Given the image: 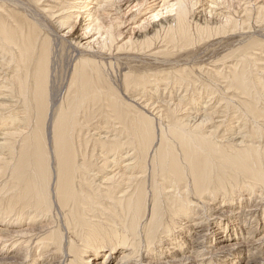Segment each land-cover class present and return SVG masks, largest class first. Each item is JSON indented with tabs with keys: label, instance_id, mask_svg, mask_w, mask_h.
Returning a JSON list of instances; mask_svg holds the SVG:
<instances>
[{
	"label": "bare ground",
	"instance_id": "6f19581e",
	"mask_svg": "<svg viewBox=\"0 0 264 264\" xmlns=\"http://www.w3.org/2000/svg\"><path fill=\"white\" fill-rule=\"evenodd\" d=\"M248 1L0 0V264H107L106 248L264 264V0ZM234 34L248 45L196 61Z\"/></svg>",
	"mask_w": 264,
	"mask_h": 264
},
{
	"label": "rangeland",
	"instance_id": "374dc122",
	"mask_svg": "<svg viewBox=\"0 0 264 264\" xmlns=\"http://www.w3.org/2000/svg\"><path fill=\"white\" fill-rule=\"evenodd\" d=\"M246 2H249L248 0H245ZM254 1L255 0H253L252 1V3L250 2V4H246L245 6L243 5V7H241V8H239L240 9V11L244 8V7H246V6H254ZM257 2V1H256ZM233 11L234 12H236L237 11V15L239 14V9L238 8H235V7H233ZM232 12V11H231ZM233 13V12H232ZM145 16V15H144ZM144 16H143V14H140V15H137V18L133 21V24H130V25H128L127 27H126V25L124 26V27H122V28H124V29H122V30H129V32H126L124 35H126L127 37L125 38V40L129 37V35L131 34V33H135L136 31H134L133 32V30H135L136 29V27H137V25L138 24H140L141 22H142V20L144 19ZM239 16H241V14H239ZM136 26V27H135ZM251 29H253L251 32L252 33H255L256 31H255V27H256V24H254V22H252V23H250V26H249ZM126 28V29H125ZM132 28H134V29H132ZM132 29V30H131ZM246 30V29H245ZM254 31V32H253ZM250 32V34H252ZM227 35H229V33L227 34ZM213 36V37H211V38H209V39H206V40H203V41H205L206 43H202L201 45H203L202 47H205V46H208L209 48H207V50L206 49H204V50H200V52L197 54H195V56L196 57H198L197 59H196V61H199L200 63L201 62H209V64L211 63L210 61L211 60H214V59H218V60H220V59H222L223 58V54H225L226 53V55L225 56H227V55H229V53L230 52H232L233 50L234 51H237V49L238 50H240V49H242L243 48V46L245 47L246 46V44L248 45V43H249V40L251 39L250 38V36L249 35H247L248 37H246V35L245 36H242V37H240V36H236L235 34L232 36V35H230V36ZM224 37V38H223ZM226 37V38H225ZM213 38V39H212ZM221 38H223V39H221ZM238 38V40L236 41L235 39H237ZM248 38V39H247ZM255 38V37H254ZM217 39V40H216ZM216 40V41H215ZM219 41V42H218ZM241 42V43H240ZM230 43V44H229ZM221 44H223L222 45V47L220 46ZM233 44V45H232ZM239 44V45H238ZM201 45H199V46H201ZM211 45V46H210ZM235 47H236V49H235ZM242 47V48H241ZM218 48V49H217ZM212 49V50H211ZM221 49H222V51H221ZM205 52V53H204ZM222 53V54H221ZM219 54H221V55H219ZM200 55V56H199ZM203 57V58H202ZM215 57V58H214ZM213 58V59H212ZM201 59V60H200ZM150 61H145L144 62V64H148ZM217 63V65L218 64H220L221 63V61H218V62H215V64ZM203 65H206V64H203ZM209 67H210V65H208ZM171 86H169V90H168V92L170 91V89L171 90H173L174 88L173 87H171ZM173 88V89H172ZM178 91H176V88L173 90V91H171V92H176L175 93V97L173 98V96H167V99H168V97H169V101L172 103V102H174V101H178V99L183 95V93H184V91L183 90H180L179 91V89H177ZM183 91V92H182ZM201 91V90H200ZM205 91H208L207 89L205 90ZM196 93V92H195ZM195 93H191V92H189V93H186V94H192V97L194 96V98L196 97V100H199V103H198V105L196 104V102H195V106L193 107L194 109L191 111L192 113H195L201 106L203 107V105H201V104H203L202 102V99L200 98V97H198V95L197 94H195ZM182 94V95H181ZM185 94V93H184ZM204 94L206 95V93L205 92H202L201 93V95H202V98L204 99V100H211V98L212 97H216L217 96V94H215V93H212L214 96H204ZM178 96V97H177ZM204 96V97H203ZM171 97V98H170ZM188 97H191L190 95L188 96ZM176 98V99H175ZM207 98V99H206ZM191 99V98H190ZM213 101V102H212ZM211 101V107H210V105H208L209 106V108L210 109H212L213 108V105L215 104L214 102V100H212ZM185 103L184 104H186V102H187V100H185L184 101ZM214 103V104H213ZM189 104V107L188 106H186L185 107V110H187L188 108H190L191 106H190V103H188ZM198 108V109H197ZM221 108V107H220ZM219 108V109H220ZM197 109V110H196ZM210 109H208V110H210ZM196 110V111H195ZM234 114V117H235V119H232V120H234V121H230V124L229 125H233V124H235V125H233L234 127V129H235V131H237V129H239L240 127H241V123H242V121L241 120H239V117L235 114V113H233ZM219 120V119H218ZM237 122V123H236ZM237 124L239 125V126H237ZM235 126H237V127H235ZM239 127V128H238ZM234 133V132H233ZM229 134H231V132L229 133ZM244 208V207H243ZM260 220H261V218H260ZM262 224V223H261ZM263 225V224H262ZM35 228L32 226V225H23V226H21V227H19L18 229H17V231L18 230H34ZM37 232V230L34 232L33 231V233L31 232V234H30V236H32L31 238H33L32 240H34L35 238L34 237H36L38 234V232ZM30 233V232H29ZM261 234H262V231H260V230H258L255 234H254V236L255 237H260L261 236ZM208 235V234H207ZM211 235L209 234V237H210ZM39 237H42V236H39ZM208 237V238H209ZM207 238V236H206V243L209 245V243H210V241L211 240H209ZM35 241V240H34ZM163 243V242H162ZM8 244V243H7ZM164 246H168L169 245V242H166V243H164L163 244ZM261 246H264V244L263 245H261ZM103 252H102V255H105V257L107 256L108 257V259H109V261L107 262V264H111L112 262H113V260H116L118 257H119V254H120V252H118V253H116V255H113V254H111L110 255V253L108 252V249L106 248V249H103L102 250ZM106 253V254H105ZM90 254H87V256H89ZM261 257H263V256H261ZM260 257V258H261ZM88 259V258H87ZM111 259V260H110ZM113 259V260H112ZM18 262H19V260H18Z\"/></svg>",
	"mask_w": 264,
	"mask_h": 264
}]
</instances>
